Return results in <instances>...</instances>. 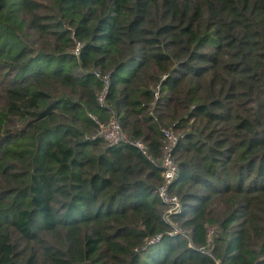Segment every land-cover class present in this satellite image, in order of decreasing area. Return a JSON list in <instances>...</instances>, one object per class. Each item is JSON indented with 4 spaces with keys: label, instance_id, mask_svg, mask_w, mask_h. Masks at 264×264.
<instances>
[{
    "label": "trees",
    "instance_id": "16d2710c",
    "mask_svg": "<svg viewBox=\"0 0 264 264\" xmlns=\"http://www.w3.org/2000/svg\"><path fill=\"white\" fill-rule=\"evenodd\" d=\"M0 264H264V0H0Z\"/></svg>",
    "mask_w": 264,
    "mask_h": 264
},
{
    "label": "built area",
    "instance_id": "2783aa9c",
    "mask_svg": "<svg viewBox=\"0 0 264 264\" xmlns=\"http://www.w3.org/2000/svg\"><path fill=\"white\" fill-rule=\"evenodd\" d=\"M79 43L75 42L73 47V52L77 53ZM104 82L106 83V75L103 77ZM154 97L156 96V91L153 93ZM104 96V87L97 95V100L99 103L103 102ZM161 134L164 138V143L162 145L161 153L159 156V166L161 168V181L157 186L156 192L158 197L166 204V208L163 213V217L171 223L170 214L176 213L180 210L181 204L176 194L169 191V185L174 180L177 175V165L173 160L172 150L177 140V135L173 130L172 126L161 127ZM98 133L103 138L107 144H118L120 142H129L136 148H138L142 153H146L145 146L143 142L139 139H128L123 133L117 119L110 115L105 122H99L98 124ZM150 158V156H148ZM152 160V159H150ZM173 233H181V227L173 225ZM216 229L209 227L206 232V240L210 242L211 237L215 234ZM159 240V236H156L151 240V242H156Z\"/></svg>",
    "mask_w": 264,
    "mask_h": 264
}]
</instances>
